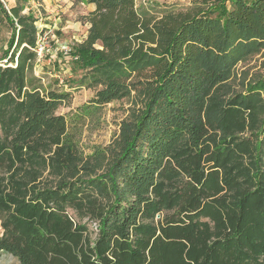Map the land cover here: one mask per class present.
Here are the masks:
<instances>
[{"label":"trees","instance_id":"trees-1","mask_svg":"<svg viewBox=\"0 0 264 264\" xmlns=\"http://www.w3.org/2000/svg\"><path fill=\"white\" fill-rule=\"evenodd\" d=\"M14 1L0 0V253L264 264V81L230 84L264 48V0H87V35L61 56L94 95L69 120L58 109L70 93L30 76L39 31ZM131 96L117 137L85 152L75 123Z\"/></svg>","mask_w":264,"mask_h":264},{"label":"rangeland","instance_id":"rangeland-1","mask_svg":"<svg viewBox=\"0 0 264 264\" xmlns=\"http://www.w3.org/2000/svg\"><path fill=\"white\" fill-rule=\"evenodd\" d=\"M6 8L14 7V0H2ZM83 0H27L20 1L22 14H31L39 31L37 35V59L33 64L30 76L41 79L46 87L70 93L69 104L58 109L67 119L77 112V108L87 104L93 97V90L79 87L77 81L82 73L71 71L69 63L63 60L72 46L85 39L89 24L85 20L88 14ZM192 0H135L138 10L156 6H185ZM86 4V3H85ZM87 13V14H86ZM10 40V31L0 29V57L6 51ZM264 81V48L241 60L233 69L230 84L239 90L242 85ZM136 97L114 101L104 106L99 114L75 123V131L81 148L88 152L90 147L108 145L119 132L120 123L127 117L136 104ZM80 121V120H79ZM73 123V122H70ZM0 264H18L13 256L0 253Z\"/></svg>","mask_w":264,"mask_h":264},{"label":"crops","instance_id":"crops-1","mask_svg":"<svg viewBox=\"0 0 264 264\" xmlns=\"http://www.w3.org/2000/svg\"><path fill=\"white\" fill-rule=\"evenodd\" d=\"M85 3H86V4H85ZM81 4H82L83 6L85 5L86 10H87V13L90 12V11H92V10L94 9V5L89 4V3L87 2V0H83V1H81ZM87 13H86V14H87Z\"/></svg>","mask_w":264,"mask_h":264}]
</instances>
